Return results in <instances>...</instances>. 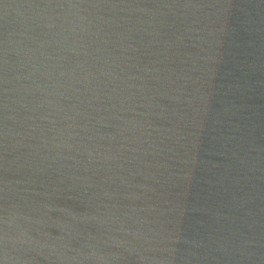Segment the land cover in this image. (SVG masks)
I'll use <instances>...</instances> for the list:
<instances>
[{
  "label": "water",
  "instance_id": "obj_1",
  "mask_svg": "<svg viewBox=\"0 0 264 264\" xmlns=\"http://www.w3.org/2000/svg\"><path fill=\"white\" fill-rule=\"evenodd\" d=\"M0 264H264V0H0Z\"/></svg>",
  "mask_w": 264,
  "mask_h": 264
}]
</instances>
